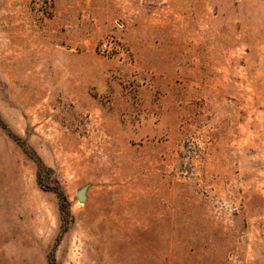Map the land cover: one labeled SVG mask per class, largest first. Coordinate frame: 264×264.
Segmentation results:
<instances>
[{
  "label": "rangeland",
  "instance_id": "1",
  "mask_svg": "<svg viewBox=\"0 0 264 264\" xmlns=\"http://www.w3.org/2000/svg\"><path fill=\"white\" fill-rule=\"evenodd\" d=\"M0 264H264V0H0Z\"/></svg>",
  "mask_w": 264,
  "mask_h": 264
},
{
  "label": "water",
  "instance_id": "2",
  "mask_svg": "<svg viewBox=\"0 0 264 264\" xmlns=\"http://www.w3.org/2000/svg\"><path fill=\"white\" fill-rule=\"evenodd\" d=\"M85 192L84 191H81L80 193H79V199L80 200H84L85 199Z\"/></svg>",
  "mask_w": 264,
  "mask_h": 264
},
{
  "label": "built area",
  "instance_id": "3",
  "mask_svg": "<svg viewBox=\"0 0 264 264\" xmlns=\"http://www.w3.org/2000/svg\"><path fill=\"white\" fill-rule=\"evenodd\" d=\"M107 48H108V44L107 43H103V45H102L103 51H107Z\"/></svg>",
  "mask_w": 264,
  "mask_h": 264
}]
</instances>
